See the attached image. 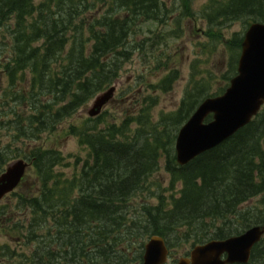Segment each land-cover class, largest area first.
Instances as JSON below:
<instances>
[{"label": "trees", "instance_id": "obj_1", "mask_svg": "<svg viewBox=\"0 0 264 264\" xmlns=\"http://www.w3.org/2000/svg\"><path fill=\"white\" fill-rule=\"evenodd\" d=\"M183 7V15H194L188 0ZM201 12L209 22V36H221L230 53L224 86L213 92L218 82L214 74L198 79L193 64L179 107L157 119L152 110L159 97L149 94L137 97L133 110L120 120L107 117L106 110L71 123L69 132L88 149L73 177L56 170L69 165L61 151L42 142L26 153L38 186L34 194H16L32 208V226L47 225L42 241L62 244L56 252L40 245L26 264H127L133 252L131 264H142L151 235L164 237L174 258V247L224 239L264 223V106L219 146L185 165L176 159L181 126L204 98L223 93L237 73L244 33L227 38L222 27L238 19L247 28L264 22V0H208ZM172 14L163 0H0V68L6 78L4 86L0 74V135L9 130L12 138L23 141L55 132L115 84L137 52L167 69L160 83L150 84L154 91L171 90L180 71L169 68L174 60L155 47L163 40L168 44L182 30L176 18L175 26L160 29ZM145 34L151 37L139 40ZM145 77L139 76L141 83ZM18 157H8L0 148V173ZM162 165L169 174L167 187L151 179ZM141 194V209L132 216L129 203ZM261 196L262 207L247 206ZM49 219L55 228L46 224ZM8 248L0 245V255ZM247 264H264V239Z\"/></svg>", "mask_w": 264, "mask_h": 264}, {"label": "rangeland", "instance_id": "obj_2", "mask_svg": "<svg viewBox=\"0 0 264 264\" xmlns=\"http://www.w3.org/2000/svg\"><path fill=\"white\" fill-rule=\"evenodd\" d=\"M43 0H35L38 4ZM167 7L173 12L171 17L168 19L167 27H160V29H169L176 25L173 20L179 19V24L182 30L175 35L176 37H170L168 44L162 41V44H157L155 49L160 48V51L167 52L171 59L174 60L169 62V68L179 69L180 77L174 83V86L169 91L157 90L150 86V84H158L166 74L165 68L156 67L157 61L154 59L141 57L140 53H135L132 60L126 62L124 68L121 70V77L116 82L117 91L114 98L105 106L104 111H108L107 117L118 116L119 120L124 117L125 112L130 113L133 110V104L137 97H146L149 94H158V103L153 108L152 113L155 118H159L163 112H170L179 107L181 100L183 99L186 88L190 83V78L193 72V64L197 67L196 76L200 79L201 76L208 75L209 72L214 74L218 81L213 86L212 91H216L221 86H224L226 81L223 79V75L228 70V64L230 60V53L225 47L223 38L216 36H209V22L202 14V9L207 5L208 0H188L190 5L191 13L194 15H183L184 0H164ZM201 12V13H200ZM223 35L227 38H231L234 33L243 32L245 34L248 29L243 19H238L235 22H229L224 26ZM146 31V27H143ZM212 30V34L216 32ZM145 36L151 37L148 34L143 35L139 40ZM152 39V38H151ZM150 41V40H149ZM159 39L153 42H158ZM149 43V45L153 44ZM149 49V48H147ZM149 57L152 52L147 51ZM152 66V68H150ZM2 69V68H0ZM145 75L143 83L140 82L139 76ZM3 85H6V78L3 72H1ZM2 86H0L1 88ZM136 91H140L136 94ZM2 91H0V98H2ZM92 101L88 105L81 108L76 115L66 120L61 124L55 132H44L38 139H25L18 141L11 137L9 130L2 131L0 135V148L6 151L8 157L21 156L25 158L26 153L29 149L36 144L46 145L47 148H55L65 156L69 161L68 166H57L58 172H63L67 177H73L77 169L80 170L82 164L88 158V149L82 147L75 135L69 132V125L71 123L80 122L88 118V109L92 105ZM10 148L12 150H10ZM15 160V159H14ZM12 161V160H11ZM79 161V163H78ZM6 167V165H5ZM4 167V168H5ZM36 176L31 170L25 179L22 187L18 188L16 193H27L29 195L34 194L38 184ZM153 180H159L164 187L169 185V174L164 169L163 165L159 171L151 177ZM181 187L178 185V188ZM16 193H11L2 202H0V244H8L10 248L5 251V254L0 255V264H26L36 253V250L40 245L45 249L51 247L54 252L57 251L58 247L61 248V243L54 241L52 244L44 243L42 236L47 231V225L36 224L32 226V219L34 217L31 207L24 206L20 203V199ZM168 193V191H167ZM146 195V194H145ZM261 197H256L248 205V207L257 209V206L262 207V204H258V200ZM144 194L140 197H134L130 201L131 211L130 214L135 216L141 209V204L144 200ZM153 203L156 200L152 201ZM258 204V205H257ZM50 226L56 225L53 219L48 221ZM25 233V234H23ZM31 236V241L27 240L25 235ZM48 236V234H47ZM150 237V236H149ZM146 238L145 243L149 239ZM48 239V238H46ZM63 240V239H60ZM136 241V239H135ZM137 248L140 246L135 244ZM137 248H134L137 251ZM192 245L188 243L186 245L177 246L172 250L175 256L182 257L192 250ZM134 252L129 254V261L127 264L134 262Z\"/></svg>", "mask_w": 264, "mask_h": 264}, {"label": "water", "instance_id": "obj_3", "mask_svg": "<svg viewBox=\"0 0 264 264\" xmlns=\"http://www.w3.org/2000/svg\"><path fill=\"white\" fill-rule=\"evenodd\" d=\"M114 85L99 94L88 110L97 116L114 97ZM264 105V23L254 22L245 33L238 73L225 92L206 98L181 127L176 138V158L185 165L233 136L249 124ZM212 115V119L207 118ZM30 162H11L0 175V201L21 183ZM264 236V225L255 226L227 239H214L196 245L189 256L170 264H233L247 263L254 246ZM169 248L160 235H153L145 244L142 264H166ZM113 264V263H109Z\"/></svg>", "mask_w": 264, "mask_h": 264}, {"label": "flooded vegetation", "instance_id": "obj_4", "mask_svg": "<svg viewBox=\"0 0 264 264\" xmlns=\"http://www.w3.org/2000/svg\"><path fill=\"white\" fill-rule=\"evenodd\" d=\"M6 197H7V196H6ZM6 197H5V198H6ZM5 198H4V199H5Z\"/></svg>", "mask_w": 264, "mask_h": 264}, {"label": "bare ground", "instance_id": "obj_5", "mask_svg": "<svg viewBox=\"0 0 264 264\" xmlns=\"http://www.w3.org/2000/svg\"><path fill=\"white\" fill-rule=\"evenodd\" d=\"M251 20V19H250Z\"/></svg>", "mask_w": 264, "mask_h": 264}]
</instances>
